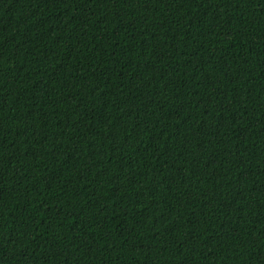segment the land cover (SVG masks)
Returning a JSON list of instances; mask_svg holds the SVG:
<instances>
[{
	"label": "trees",
	"instance_id": "16d2710c",
	"mask_svg": "<svg viewBox=\"0 0 264 264\" xmlns=\"http://www.w3.org/2000/svg\"><path fill=\"white\" fill-rule=\"evenodd\" d=\"M0 264H264V0H0Z\"/></svg>",
	"mask_w": 264,
	"mask_h": 264
}]
</instances>
